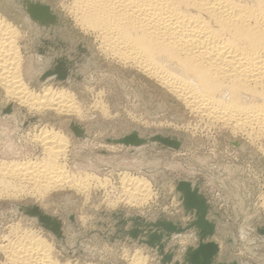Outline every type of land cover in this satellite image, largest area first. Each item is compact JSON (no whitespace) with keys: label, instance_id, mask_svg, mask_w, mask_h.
I'll return each mask as SVG.
<instances>
[{"label":"rangeland","instance_id":"obj_1","mask_svg":"<svg viewBox=\"0 0 264 264\" xmlns=\"http://www.w3.org/2000/svg\"><path fill=\"white\" fill-rule=\"evenodd\" d=\"M70 1H35L36 6L45 9H40L36 17L58 16V37L67 42L41 53L34 46L38 41L36 30L25 24L17 4L0 0V16L20 32L27 84L38 93L49 85L71 91L80 111H30L13 105L0 92V163L40 162L46 150L37 135L52 129L67 143L60 162L74 177L86 178L89 186L85 183L86 190L81 192L64 186L41 194L27 186L23 189L18 185L19 191L14 194L11 188V193L0 188V245L18 240L23 232L33 233L52 246L51 255L61 264H136L139 259L143 264H162L157 252L144 244L127 237L111 239L116 228L109 217L122 211L153 221L156 226L158 216H163L185 227L190 216L181 207L175 182L186 180L196 184L209 205L208 219L216 223L212 240L219 246L218 260L264 264V236L257 232L259 226H264V154L260 150L264 141L252 143L240 132L200 119L142 70L111 60L100 52L92 33L75 26L63 8ZM43 35L51 37L52 33ZM50 54L69 59L70 73L63 71V62L58 72L50 71L46 59ZM134 130L140 136L165 134L180 141L176 139L177 148L154 139L139 146L116 142ZM125 174L148 182L150 197L145 198L146 202H130L121 184ZM25 205L38 207L58 220L62 240L22 213L19 208ZM189 235H170L164 244L167 251L177 248L175 261L186 246L195 244ZM0 264H9L1 249Z\"/></svg>","mask_w":264,"mask_h":264},{"label":"bare ground","instance_id":"obj_2","mask_svg":"<svg viewBox=\"0 0 264 264\" xmlns=\"http://www.w3.org/2000/svg\"><path fill=\"white\" fill-rule=\"evenodd\" d=\"M12 1L23 14L25 24L35 28L38 41L34 46L38 52L67 44L58 37L61 28L58 16L45 14L37 18L41 9L34 7L37 0ZM63 8L73 19L75 26L84 33L90 32L95 36L100 52L111 57V60L130 63L157 80L200 119H207L213 125L216 123L229 127L234 133L240 132L252 143L264 141V0H71L69 5ZM48 32L52 33L51 37L43 35ZM19 37V29L0 16V92L6 99L13 101V105L26 107L30 111L50 109L56 112L80 113L77 105L73 103L75 100L71 91L54 89L49 85L38 93L27 84V70L23 65ZM79 47L85 50L82 45ZM46 59L52 67L50 71L58 72L59 64L63 62V71L70 73L69 59L51 54ZM103 111L106 110L103 108ZM51 130L41 131L37 135V140L46 150L44 159L40 162L1 161V189L8 191L11 188L10 191L13 192L8 191L11 194L19 191L18 185L23 189L26 186L32 187L36 193L64 186L72 187L76 191L86 190V178L74 177L60 162L67 143L61 135ZM136 132L134 130L124 137ZM136 134L143 140L142 144L153 142L154 136ZM161 135H158L160 139L180 141L177 137ZM260 150L264 154V143ZM180 181L182 180L175 182V191ZM121 184L123 191L128 192L126 194L129 195L130 202L132 199L146 202L145 198L150 197L149 185L144 179L125 174L121 177ZM191 184L196 186L195 183ZM179 200L183 211L190 212L184 209L181 196ZM34 207L25 205L19 209L33 221H39L41 226L50 229L61 241L60 222L54 217H51L53 227L41 222L33 210ZM39 211L44 214L42 209L39 208ZM208 213L209 211L206 219L214 224L216 230V223L214 219H208ZM189 216L190 222L196 219L194 211L190 212ZM158 217L161 222L181 227L179 221L172 222L166 217ZM109 219L113 220L116 228L111 239L123 240L127 237L138 244H144L157 252L160 262L162 255L158 254V243L152 246L146 241L151 232L162 235L163 245L168 243L170 235L180 234L168 233L162 225L154 228L153 221H146L140 216L125 214L122 211L110 214ZM134 229L138 230L136 238L131 236ZM199 231L200 228L194 226L184 232L192 234L189 236H193L195 244L186 246L179 254L178 264H187L184 259L187 248H196L199 243ZM23 233L17 236V241L9 240L0 245L9 264H61L53 259L52 246L44 239L33 233ZM213 236L214 234L204 238L203 242L214 241ZM176 249L174 247L172 251L169 250L173 256L177 255ZM163 251V254L168 253L166 249ZM218 255L219 250L214 261L222 262L218 260ZM140 261L136 260V264L144 263ZM174 262L176 261L172 259L166 264H175Z\"/></svg>","mask_w":264,"mask_h":264},{"label":"water","instance_id":"obj_3","mask_svg":"<svg viewBox=\"0 0 264 264\" xmlns=\"http://www.w3.org/2000/svg\"><path fill=\"white\" fill-rule=\"evenodd\" d=\"M36 9L41 8L44 9L43 7H39L34 5ZM45 10V9H44ZM34 14L36 15L37 13L33 11ZM47 12V11H46ZM51 73V72H50ZM154 140H158L161 143L176 147L178 146V143L173 140L169 139H160V137H154ZM116 142L122 143L124 145H134L138 146L142 144L143 140L138 138L137 134H132L130 136L120 138ZM176 190L181 194V199H182V205L184 206V209L187 211H190L191 213H195L196 219L192 220L191 222L189 221L187 226L185 228H182L180 226H174L172 223L169 222H161V220H157L156 226L162 225L164 229L168 232H175V233H184L190 228H193L194 226H198L200 228L199 231V243L196 246V248L189 247L187 248L186 251V256H185V262L187 264H228L225 263V261L222 262H215L214 258L217 256L219 246L215 241H209V242H203V239L208 238V236H211L215 234V226L212 223H209L206 219L207 212L209 210V205L206 202V199L203 197L202 194L198 192L197 186H192V184L189 181L182 180L178 182L176 186ZM33 210L38 214L39 220L43 223H46L50 227H53V224L51 223L52 218L46 214H43L39 211L38 207H34ZM188 212V214L190 213ZM58 224L57 221L54 220ZM59 225V224H58ZM155 225V224H154ZM155 226V227H156ZM58 227L55 229L57 230ZM257 232L264 236V228H257ZM138 235V230H133L131 236L132 238H136ZM148 245H154L155 243H158V254L162 255L161 258V263L166 264L167 262L172 261L173 259V253L168 251L167 254L165 253L164 250V245L162 242V235L160 233H152L149 235V239L146 240ZM156 241V242H155ZM175 264H178V261L174 262ZM229 264H237L236 261H232Z\"/></svg>","mask_w":264,"mask_h":264},{"label":"crops","instance_id":"obj_4","mask_svg":"<svg viewBox=\"0 0 264 264\" xmlns=\"http://www.w3.org/2000/svg\"><path fill=\"white\" fill-rule=\"evenodd\" d=\"M182 253V252H181Z\"/></svg>","mask_w":264,"mask_h":264}]
</instances>
